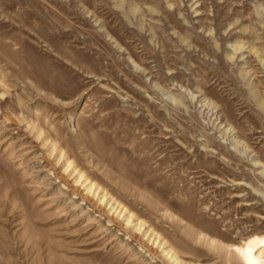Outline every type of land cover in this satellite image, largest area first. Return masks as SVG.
I'll return each instance as SVG.
<instances>
[{
  "label": "rangeland",
  "instance_id": "374dc122",
  "mask_svg": "<svg viewBox=\"0 0 264 264\" xmlns=\"http://www.w3.org/2000/svg\"><path fill=\"white\" fill-rule=\"evenodd\" d=\"M67 160L186 263L241 264L264 238V0H0V264H160Z\"/></svg>",
  "mask_w": 264,
  "mask_h": 264
},
{
  "label": "bare ground",
  "instance_id": "6f19581e",
  "mask_svg": "<svg viewBox=\"0 0 264 264\" xmlns=\"http://www.w3.org/2000/svg\"><path fill=\"white\" fill-rule=\"evenodd\" d=\"M233 47L236 48V51L232 56L229 54V58L231 59H234L237 52L243 49L241 44L238 43L234 44ZM41 136L42 132L39 130V138ZM54 151H56V148L53 149ZM64 158V152L60 151V160ZM65 165L64 173L70 171L76 175L72 191L79 193L84 202L93 204L97 210H100L109 219V222L113 226H120L122 231L127 234L128 241L140 243L141 253H144L149 258L158 260L160 264H191L183 261L174 247L163 239L148 223L140 219L134 212L130 211L113 197L104 193L84 173L75 169L70 160H67ZM254 165L260 166L261 163L255 161ZM80 191L82 192L80 193ZM210 245L215 246L217 243L210 241ZM227 248L230 252V247ZM231 251L241 264H264V238H253L248 242L240 244L237 249ZM153 264L158 263L153 262Z\"/></svg>",
  "mask_w": 264,
  "mask_h": 264
}]
</instances>
